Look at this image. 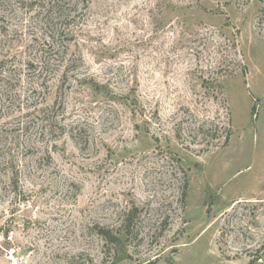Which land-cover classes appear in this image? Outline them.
<instances>
[{"label":"rangeland","instance_id":"1","mask_svg":"<svg viewBox=\"0 0 264 264\" xmlns=\"http://www.w3.org/2000/svg\"><path fill=\"white\" fill-rule=\"evenodd\" d=\"M61 5L0 0V264H264V0Z\"/></svg>","mask_w":264,"mask_h":264},{"label":"trees","instance_id":"2","mask_svg":"<svg viewBox=\"0 0 264 264\" xmlns=\"http://www.w3.org/2000/svg\"><path fill=\"white\" fill-rule=\"evenodd\" d=\"M90 1L91 0H82V2L84 4V8L88 7ZM50 2L53 3L55 6H57L56 8H59L60 6H62L61 2H67L68 5L74 4V0H50ZM67 16H69V15L67 14ZM252 112L256 114L257 102H255V104L253 105ZM227 140H228V138H227ZM132 214L133 213L129 210L128 213L126 214V217L124 218L121 226H120L122 230L119 231V233H116L113 230H108L106 228H102V231H100V232H103L102 234L104 235L105 241L107 243H110L112 245H114V244L117 245L118 242H120V239H121L120 237H121L124 229H127L130 226L129 221H131V216H133Z\"/></svg>","mask_w":264,"mask_h":264},{"label":"built area","instance_id":"3","mask_svg":"<svg viewBox=\"0 0 264 264\" xmlns=\"http://www.w3.org/2000/svg\"><path fill=\"white\" fill-rule=\"evenodd\" d=\"M3 242V239H2V235H0V244ZM9 253L11 254V256L15 253V249L14 248H11L9 249Z\"/></svg>","mask_w":264,"mask_h":264}]
</instances>
